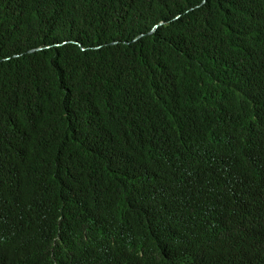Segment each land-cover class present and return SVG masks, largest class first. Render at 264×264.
<instances>
[{
    "label": "trees",
    "instance_id": "16d2710c",
    "mask_svg": "<svg viewBox=\"0 0 264 264\" xmlns=\"http://www.w3.org/2000/svg\"><path fill=\"white\" fill-rule=\"evenodd\" d=\"M0 264H264V0H0Z\"/></svg>",
    "mask_w": 264,
    "mask_h": 264
},
{
    "label": "water",
    "instance_id": "95a60500",
    "mask_svg": "<svg viewBox=\"0 0 264 264\" xmlns=\"http://www.w3.org/2000/svg\"><path fill=\"white\" fill-rule=\"evenodd\" d=\"M161 24H162V23H161ZM157 27H158V26H156L155 29H156ZM152 31H154V30H152ZM152 31H151V32H152Z\"/></svg>",
    "mask_w": 264,
    "mask_h": 264
}]
</instances>
